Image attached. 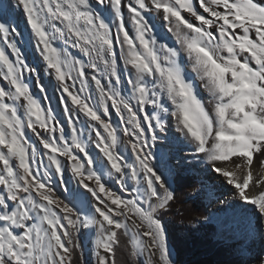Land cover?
I'll list each match as a JSON object with an SVG mask.
<instances>
[{
	"label": "snow or ice",
	"instance_id": "snow-or-ice-1",
	"mask_svg": "<svg viewBox=\"0 0 264 264\" xmlns=\"http://www.w3.org/2000/svg\"><path fill=\"white\" fill-rule=\"evenodd\" d=\"M96 2L110 8L114 20L95 11L90 0H17L36 37V47L66 94L61 101L72 135L70 141L65 138L64 128L51 109H45L32 94L23 72L35 69H28L20 49L8 43L16 57L14 62L0 47V78L8 85V90L0 86V186L4 190L0 192V264H72L74 251L80 248L74 236H79L81 225L96 229L93 246L97 264H116L121 230L125 235L131 233L133 257L147 252L152 264L151 258L158 254L160 264H170L165 228L156 212L166 207L173 194L151 166L152 153L145 151L146 131L152 133V140L156 139L153 121L156 127H163L160 113L175 118L178 131L195 144L196 152L207 158L241 200L264 214V171L254 172L257 164L264 169V4L258 0H198L201 14L193 0H150V4L130 0L127 9L135 25L133 36L125 26L122 0ZM150 7L160 14L178 48L158 43L154 25L145 15ZM0 33L7 42L9 28L5 23H0ZM57 40L65 44L71 40L72 46L91 61L88 67L99 70L103 65L108 73V87L98 76L91 77L99 91L98 106L71 90L75 81L71 86L66 82L73 79L75 71L82 84L80 92L85 90L84 61L58 47ZM117 45L130 85L127 97L116 87L122 80ZM182 54L195 80L185 72ZM196 81L207 91L211 107L198 96ZM39 86L44 92V86ZM165 99L171 110L165 106ZM106 101H111L125 123L124 136L135 138L129 139L128 145L139 172L118 150L117 129L104 118L109 113ZM17 102L26 119L18 114ZM148 105L158 111L149 114ZM137 109L143 113L147 128ZM73 112L87 118L99 156L94 158L87 142L77 134ZM25 128L45 149L49 166L43 178L39 168L31 166L34 150L30 157ZM59 157L69 162L73 178L95 200L94 214L83 220L79 210L61 200L51 186L53 171L63 181ZM105 167L107 175H115L126 191L125 169L130 168L131 179L137 183L142 172L145 190L133 188L136 195L125 199L104 182ZM159 190H163V196ZM140 200L148 203L147 209Z\"/></svg>",
	"mask_w": 264,
	"mask_h": 264
},
{
	"label": "bare ground",
	"instance_id": "bare-ground-1",
	"mask_svg": "<svg viewBox=\"0 0 264 264\" xmlns=\"http://www.w3.org/2000/svg\"><path fill=\"white\" fill-rule=\"evenodd\" d=\"M130 0H122V12L125 20V26L128 29L130 35H135V25L130 20V13L127 9V4ZM150 4V0H146ZM258 2L264 4V0H258ZM90 3L93 6L95 11L101 12L105 17H109L114 20L112 16L110 8L106 5H100L96 2V0H90ZM194 5L197 8L198 12L204 14L202 9L199 8L198 0H193ZM186 16V18H190L187 16L186 13H182ZM146 18L148 21L154 25V34L157 36L158 43H167L171 47H179L175 43L174 36L167 31L166 26L162 22L160 18V14L155 12V10L151 9V7L146 10L145 12ZM0 23H5V25L9 28V33L7 37V42H5V38L2 33H0V47H4L5 51L8 53L9 58L15 62V54L12 52V49L8 47V43H13L15 40V45L19 48L21 43L16 40L17 37H20L23 41L25 46L20 49L22 59L24 60L25 64L28 66V69H35V71H28L25 70L23 72V78L25 82L29 85L32 94L40 100L42 106L45 109H51L53 115L56 117V120L60 122V125L64 128L65 138L69 141L71 140L72 126L68 123L67 116L63 111V103L61 101V97L65 96L66 94L63 93L59 86V82L56 80L55 76L51 71L47 68L46 62L43 60V57L40 54V50L36 47V37L32 33L30 26L27 23V16L26 13L23 11L22 6L17 3V0H0ZM58 23V22H57ZM50 30V29H49ZM113 32H115V24H113ZM19 38V39H20ZM56 45L58 47H64L76 58L84 61V69H85V77L83 78L85 84L83 87L85 90L80 92L82 87L81 80L76 78V72L72 71L73 79H68L66 82L71 86L75 81V87L71 88L74 92H79L81 97H88V103L93 106H98L99 100V91L96 88L94 81H92L91 77L93 75L98 76L101 79L102 84L108 87V81L110 79L108 73L103 69V65H100L99 70H94L88 65L91 61L88 60L86 56L78 49L72 46L71 40H69L66 44L60 40L56 41ZM118 61L117 67L120 71L122 80L119 85H116L117 89L121 91V94L125 97L129 96L130 94V85L127 84L125 77L127 76V72L124 69V62L123 59L119 56V46H116ZM182 62L185 69V72L188 74L189 78L195 80V74L191 72L190 64L187 61V57L183 56L182 54ZM124 76V77H123ZM39 81V84L37 83ZM197 87L196 91L198 96L201 100L205 102L208 107L211 105L208 104L209 96L207 91L203 88V86L196 81ZM43 85L45 91H40V86ZM0 86H4L6 90H8V85L6 81H3L0 78ZM40 94V95H39ZM47 97V98H45ZM11 103V101H7ZM109 106V113L107 117H104L107 120H110L112 125L117 129V135L119 138V149L122 155L125 157V161L128 165H135L137 167L138 172L140 171L139 165L135 159V154L132 153L130 146L128 145V140L132 139L135 140L134 137L124 136L123 128L126 126L125 123L121 122L120 117L115 112V109L111 107V101H106ZM132 103L135 105V101L133 100ZM165 106L169 107L171 110L170 102L166 99L164 100ZM20 102H17L18 107V114L21 116L22 119H26L24 109L21 108ZM69 107H72L69 101ZM102 111V109H100ZM138 115L141 117L142 125L147 128V125L144 124L142 116L143 113H140L139 110ZM146 111L149 114H152L154 111H158L153 109L151 105L146 106ZM166 115V113H160L161 115ZM73 118L75 122V127L77 129V134L80 135L81 139L87 142V150L88 152L95 158L99 156L98 149L94 146L95 141V133L92 131L91 127L88 126V120L83 114L76 115L73 112ZM127 118V113H125V119ZM153 126L155 127V121H153ZM171 126L173 130L180 136L182 141L186 143L187 149H194L195 144L190 143L184 136L183 133L178 131L175 118L171 117ZM25 135L28 139L29 144L31 147L29 148V155L33 157V150H34V158L31 159V166L35 170L39 168L41 173V177L43 178V172L46 167L49 166V162L47 157L44 156L45 149L39 143V139L37 136L29 129L25 128ZM102 131V129H101ZM47 136V133H44ZM59 136V132L56 133ZM146 136L148 138V147L145 149L146 152H151L152 157L150 159V164L153 167L157 166V161L159 152L154 145V140L151 139L152 133L146 131ZM191 153V152H188ZM83 156V154H80ZM201 161L203 164L208 165L210 169V173L208 177H211L212 181L214 182L212 192L214 198L219 196L218 199H214L216 202L213 206V218L217 221H234L238 224H242V234L238 237V248L241 250H245L248 253H251V259L249 264H264V214L259 212V209L251 204L241 200L238 196L237 190L232 186L229 185L226 179L222 176L217 174L212 166L211 163L207 160V158L200 154ZM61 160V164L64 168L63 172V181L59 175L53 174L51 176V180L53 181V189H58L61 194L67 198V202L71 203V198H77V205L80 209V214L90 215L94 214L92 205L95 204L94 198L91 194L87 193L85 189H83L73 178L71 170L69 168V162L66 161L64 157H59ZM42 162V163H41ZM18 163V162H14ZM256 164V161H254ZM2 164H0V168H2ZM162 171V169H160ZM264 169H261L258 164L254 168V172H261ZM104 175L103 180L104 182L112 187H116V177L111 178L105 175L107 172V168L103 169ZM163 172V171H162ZM107 178V180H105ZM125 178H128L130 181L131 179V171L130 168L125 169ZM163 180L165 181V186L169 191V179L166 177L165 174L162 175ZM110 179V180H109ZM134 181V180H133ZM132 181V182H133ZM91 183V182H89ZM144 186L146 188V184L144 183L143 173H140V186ZM109 187V186H108ZM4 191L3 187L0 186V192ZM115 191V190H113ZM160 195L163 196V190H159ZM117 192V191H115ZM142 207L145 209L148 208V203L145 201H140ZM153 203H155V198H153ZM57 211H59L57 209ZM85 234L87 237H91L94 241L96 236V229L93 227L85 228ZM131 234V233H130ZM166 234V232H165ZM146 239V238H145ZM167 242V249H168V256H170V247L166 238ZM93 258L95 260V264H97V257L95 255L94 246L92 248ZM144 255L148 258V253L145 252ZM155 260H158L157 256L153 257Z\"/></svg>",
	"mask_w": 264,
	"mask_h": 264
},
{
	"label": "rangeland",
	"instance_id": "rangeland-1",
	"mask_svg": "<svg viewBox=\"0 0 264 264\" xmlns=\"http://www.w3.org/2000/svg\"><path fill=\"white\" fill-rule=\"evenodd\" d=\"M17 37L16 40H18L21 45L24 47V41ZM15 44V40L13 42ZM26 49V46H25ZM124 77V76H123ZM40 95V94H39ZM161 121L163 124V127H154V131L156 134V139L154 140V145L156 149L158 150V161L157 166L154 167V169L157 171L158 174L161 176L163 174L166 175V177L169 179V191L173 194L174 186H173V173L178 170H186L191 171L196 175V190L197 192L193 194L190 197L198 196L202 198L204 201L203 205H201L205 210L206 218L202 219L204 222H213L216 224V234L219 238L225 240V243L228 244L229 249L231 252L236 254L238 257L242 258V264H249V261L251 259V253L246 252L245 250H241L238 248V237L242 234V228L243 225L238 224L234 221L224 222V221H217L215 218H213V206L216 203L214 199H218L219 196L214 198L212 188L214 185V182L212 181L211 177H208V174L210 173V169L208 165H205L201 161L200 153H197L195 148L194 149H187L186 143L182 141L180 136L173 130L171 126V117L170 115H161ZM191 152V153H188ZM162 169V171L160 170ZM105 175H107V172H105ZM108 176V175H107ZM112 176L111 178H114ZM107 180V178L105 179ZM110 180V179H109ZM129 180L128 178H125V187L127 188V191L125 188H122L119 183H117L116 187H112V190L117 191L118 194L123 196L125 199H131L133 196L136 195V193L132 192L131 190L133 188H139L141 192L145 190L144 186H140V182L137 183V181ZM51 186L53 187V181L50 180ZM110 187V185H108ZM55 194L63 200L65 203L67 202V198L64 197L61 192L56 189L54 190ZM144 201V200H140ZM71 204H73L80 212V209L77 205V198L72 197L71 198ZM11 203V202H10ZM202 203V202H201ZM200 204V203H199ZM167 206V205H166ZM166 208V207H165ZM163 209H158L156 212L157 218H159L165 228L166 232V238L170 247V256H168L170 264H173L174 259V252L170 245L169 238H168V231L166 229V224L168 223L167 219L163 215ZM84 216H86L84 213L81 214V219L83 220ZM31 223V222H29ZM2 224V222H0ZM17 232L20 231V229H16ZM129 239L131 238V234L128 235ZM80 244V248L78 250L81 253V264H95V260L93 258L92 248H93V239L91 237H87L85 234V227L83 225L80 226L79 230V236L75 237ZM240 242V241H239ZM138 261L141 264H149L148 258L143 254L139 257H136ZM152 264H160L159 261L155 260L153 257L151 258Z\"/></svg>",
	"mask_w": 264,
	"mask_h": 264
},
{
	"label": "trees",
	"instance_id": "trees-1",
	"mask_svg": "<svg viewBox=\"0 0 264 264\" xmlns=\"http://www.w3.org/2000/svg\"><path fill=\"white\" fill-rule=\"evenodd\" d=\"M172 180L173 199L168 202L163 215L168 221L166 229L174 252L173 264H242V258L231 252L225 240L217 236L216 224L202 221L206 218L201 206L204 201L198 196L190 197L197 192L196 175L178 170L173 173ZM118 237L116 264H141L131 255L128 235L121 230ZM81 256L76 249L72 264H81Z\"/></svg>",
	"mask_w": 264,
	"mask_h": 264
}]
</instances>
